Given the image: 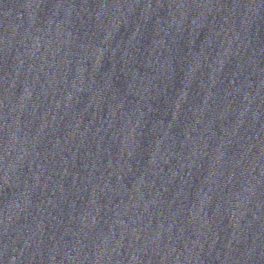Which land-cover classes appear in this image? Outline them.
Returning <instances> with one entry per match:
<instances>
[{
    "label": "water",
    "instance_id": "water-1",
    "mask_svg": "<svg viewBox=\"0 0 264 264\" xmlns=\"http://www.w3.org/2000/svg\"><path fill=\"white\" fill-rule=\"evenodd\" d=\"M264 253V0H0V264Z\"/></svg>",
    "mask_w": 264,
    "mask_h": 264
}]
</instances>
